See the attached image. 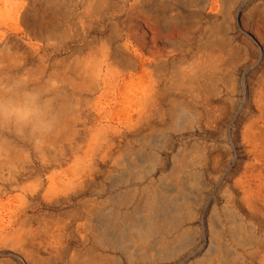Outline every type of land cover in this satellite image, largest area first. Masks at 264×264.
<instances>
[{
  "label": "rangeland",
  "instance_id": "374dc122",
  "mask_svg": "<svg viewBox=\"0 0 264 264\" xmlns=\"http://www.w3.org/2000/svg\"><path fill=\"white\" fill-rule=\"evenodd\" d=\"M0 1V264H220L231 251L258 264L260 162L244 131L264 106V0ZM99 62L115 63L96 89ZM142 74L157 81L148 115ZM98 110L119 133L86 152ZM230 227L251 240L234 244Z\"/></svg>",
  "mask_w": 264,
  "mask_h": 264
},
{
  "label": "bare ground",
  "instance_id": "6f19581e",
  "mask_svg": "<svg viewBox=\"0 0 264 264\" xmlns=\"http://www.w3.org/2000/svg\"><path fill=\"white\" fill-rule=\"evenodd\" d=\"M248 0H245L243 1V3L241 4V7L244 6V4L247 2ZM2 2V1H0ZM2 4V3H1ZM218 5H215L213 8L214 10H218L217 8ZM15 11H17L15 9ZM213 13V12H212ZM19 14V13H18ZM256 15V14H255ZM106 20V19H105ZM10 23V22H9ZM18 25V23H17ZM237 26V25H236ZM8 27V26H7ZM3 28V27H2ZM19 28V26H18ZM7 29V28H6ZM21 29V28H20ZM17 32V31H16ZM253 32V31H252ZM19 34V33H18ZM248 35V34H247ZM246 35V36H247ZM7 36V35H6ZM158 41L161 42V40L159 39ZM255 42V41H254ZM148 44V43H147ZM119 50L121 52H125V53H128V47H127V44H123V45H119L118 48L116 49V51ZM260 52V51H259ZM52 55V54H51ZM262 55V54H261ZM261 58V57H260ZM114 63L115 62H111L110 64H108V66H104V68L102 69V64L101 62H99L98 66H100L98 69L97 72H94L91 74L93 80H94V83H95V87L97 89V87H102L105 80L107 79V76L110 72H112L113 70V66H114ZM214 65V64H213ZM256 65V64H255ZM141 67V66H140ZM214 68V67H212ZM139 70V69H138ZM139 72V71H138ZM196 71H193L192 73L195 74ZM144 73V72H143ZM140 75V74H139ZM138 75V76H139ZM210 76H217L218 74L216 72H211L209 73ZM125 76V75H122V77ZM6 77V76H5ZM114 77V76H113ZM121 76H118L117 78H115V80L117 81ZM127 77V76H126ZM144 82H143V79L141 80L143 82V85H142V89H141V92L144 94V97L147 98V112L145 113L146 115H148L149 113H153V112H156L157 111V103L155 102V100L153 99L155 97V91H156V83L157 81L155 79H153L152 77H150V75H145L144 74ZM143 77V74H142V78ZM138 79V78H137ZM127 80H129L127 78ZM223 80V79H222ZM106 81H111V80H106ZM1 82V81H0ZM126 83V82H125ZM135 84V83H134ZM133 84V86H134ZM12 85V84H11ZM16 85V83H15ZM50 85V84H49ZM137 85H140V84H137ZM4 86V85H3ZM2 86V87H3ZM17 86V85H16ZM51 86V85H50ZM131 86V85H129ZM128 86V87H129ZM19 87V86H17ZM51 88V87H50ZM128 89V88H127ZM7 90H8V87H7ZM138 90V89H137ZM140 90V89H139ZM242 90V89H241ZM126 94V92H124ZM39 94V93H38ZM121 94V93H120ZM35 97V94L33 93L32 94ZM242 95V94H241ZM31 96V95H30ZM31 96V98L33 97ZM37 96V95H36ZM55 96V95H53ZM105 96V95H104ZM124 96V95H123ZM106 97V96H105ZM23 98V97H22ZM57 98V97H56ZM11 99V98H10ZM130 99V98H129ZM12 100V99H11ZM124 100V99H123ZM144 99L142 98L141 101H143ZM117 101V100H116ZM132 101V100H131ZM137 101V100H136ZM7 102V105L11 104L12 106V101L8 100L6 101ZM9 102V103H8ZM11 102V103H10ZM44 102V101H43ZM28 103V102H27ZM32 103V102H31ZM133 103V102H132ZM122 104V103H121ZM124 104V103H123ZM131 104V103H130ZM138 104V103H137ZM0 105H2L0 103ZM44 105V103H43ZM42 105V107H43ZM139 105V104H138ZM5 106V105H4ZM3 106V107H4ZM10 107V106H9ZM25 107V106H24ZM41 107V108H42ZM45 107V105H44ZM122 107V106H121ZM125 107V106H124ZM2 107L0 106V109ZM13 108V106L11 107V109ZM27 108V107H26ZM46 108V107H45ZM45 108H42V109H45ZM259 108V112H260V117L249 127H247L244 131V138L246 140L249 141V143L251 144V154L253 155V161L258 163L260 162V165L259 166H256L257 168L253 169L252 170V174H255V177H252L254 178L253 180L257 181V180H260L261 181V185H260V189L258 190V193H257V200L252 202V204L254 205V208L255 210L258 211V213L261 215V219L263 221V226H264V106H258ZM7 109V106L6 108H4V110ZM29 109V107H28ZM2 110V111H4ZM13 110V109H12ZM31 110V109H30ZM29 110V111H30ZM33 110V109H32ZM35 110V108H34ZM126 110V109H125ZM8 112V110H6ZM5 111V116L8 115V113ZM14 111V110H13ZM26 111V110H25ZM124 111V110H123ZM38 112V111H37ZM126 112V111H125ZM7 113V115H6ZM36 113V112H35ZM45 113V112H44ZM11 113H9V116H10ZM125 114V113H123ZM128 114V113H127ZM140 114V113H139ZM33 112H32V115H28V117H31L33 116ZM37 115V114H36ZM38 115H41L38 113ZM37 115V116H38ZM137 115V114H136ZM145 115V117H146ZM4 116V117H5ZM36 116V117H37ZM94 121H93V124L91 126H85L83 128V130L79 133H81L83 135V142H82V145L80 146V148L82 150H87L86 152L90 151L93 147H95L100 141H101V138L103 136H106L107 134H118V128H116L111 122H109L108 120V117L105 113H103L101 110H98L97 113L94 115ZM126 116V115H125ZM38 118V117H37ZM33 120V119H32ZM31 120V121H32ZM34 120L35 117H34ZM20 121V120H18ZM218 121V120H217ZM14 123V122H13ZM55 123V122H54ZM47 124V123H46ZM45 124V126H47ZM132 123H125V126L127 129H132L134 127V125H131ZM32 126V125H31ZM18 127V126H17ZM204 127V126H203ZM8 128V126H7ZM44 128V127H43ZM209 129V128H208ZM9 130V129H8ZM22 134V132H20ZM7 134V133H5ZM22 136V135H21ZM12 137V136H11ZM36 140V139H35ZM229 140V139H228ZM36 142L34 141V144ZM230 143V142H229ZM3 151V150H2ZM6 153V152H5ZM33 161V159H32ZM175 164H177L176 166V169L178 170L181 166H187V165H190L191 163L188 161V159L186 158V161L183 162V160H180V161H177L175 162ZM72 169V168H71ZM158 169V168H157ZM68 171V170H67ZM257 174V175H256ZM252 180V179H251ZM251 180H244V182H237L236 184V188L238 189L239 193L242 194V203L246 204L248 202V197H249V194L247 192V190L244 188V185L247 186L249 185L251 182ZM252 180V181H253ZM244 184V185H243ZM250 186V185H249ZM248 187V186H247ZM250 190V189H249ZM57 195V193H55V190L52 186H50L48 188V190H46V192L43 194L42 196V200L44 202H50L52 201V199ZM1 202V201H0ZM230 231H231V239H232V242L238 246H241V244H244L246 242L249 241L250 238L248 237H245L247 239H244L243 235H241V232H240V229L238 231V228L234 229V228H231L230 227ZM11 238L12 237H5L3 242L6 243V242H9L11 241ZM34 240V239H33ZM251 240V239H250ZM144 242V241H143ZM1 243V242H0ZM232 255L230 256H233L234 259H228L226 262H224L223 260L220 261V264H234V262H238L239 260H241L244 255L242 254H239L237 251H231ZM165 257V256H164ZM258 264H264V256H261L258 257Z\"/></svg>",
  "mask_w": 264,
  "mask_h": 264
}]
</instances>
